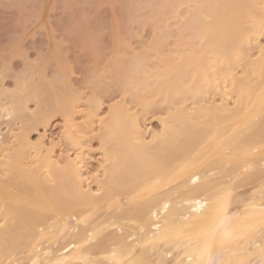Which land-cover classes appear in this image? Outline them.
<instances>
[{"label":"bare ground","instance_id":"1","mask_svg":"<svg viewBox=\"0 0 264 264\" xmlns=\"http://www.w3.org/2000/svg\"><path fill=\"white\" fill-rule=\"evenodd\" d=\"M160 1V5L221 7L197 10L189 22L168 10L165 14L168 20H175L178 35L160 25L162 15H158L161 23H151L160 27H150L155 38L148 47L131 51L129 58L125 53L122 56L121 50V55L115 53L111 59L115 62L110 61L108 68L114 64L113 81L118 82L115 86L121 89V99L118 88V101L110 99L102 120L98 113L106 92L100 90V97L93 90L95 96L81 111L88 109L87 116L83 113L81 117H88L89 125L99 117L100 132L94 133L95 126L92 131L86 129L83 120H74L82 95L71 89L59 62L54 79L44 75V65L37 61L36 70L29 78L20 75L13 90L0 88V98L7 101L0 105L4 117H26L32 101L37 108L30 113L31 120L39 121L37 125L47 123L44 120L51 118L53 109L63 112L67 123L59 137L74 150L70 154L64 147L68 152L66 149L67 153L57 157L62 150L55 152V147L62 143L53 140L56 145L48 142L46 147L44 138L33 143L28 136L36 124L33 121L23 130L10 131L13 142L6 140L11 142V146L6 143L8 148L5 140L0 141L1 150L11 148L0 160V264H84L85 259L91 264H112V250L117 247L125 259L137 264H188L182 246L166 236L170 229H196L201 220L199 210L214 191L230 186L233 206H238L240 213L254 197L259 204L258 190L264 184V106L260 103L264 62L259 59L258 33L262 0ZM205 16L211 19L205 20ZM172 24L166 22V27L171 30ZM170 34L177 36L173 48L165 45ZM166 48L168 52H164ZM43 84L53 89L56 101L52 99L51 110ZM157 106L162 115L160 119L157 116L160 127L156 130L147 123L149 118H157ZM90 131L94 138L99 136L103 157L94 171L89 170L86 159L91 148L85 142L93 139ZM77 153L83 168L82 175L74 177L64 165L70 164V156L75 160ZM115 156L119 163L113 166ZM247 181L250 186L243 184ZM244 187H249L245 194ZM260 243L257 239L256 244ZM256 251L253 246V253ZM230 256L217 250L214 258L219 261Z\"/></svg>","mask_w":264,"mask_h":264},{"label":"rangeland","instance_id":"2","mask_svg":"<svg viewBox=\"0 0 264 264\" xmlns=\"http://www.w3.org/2000/svg\"><path fill=\"white\" fill-rule=\"evenodd\" d=\"M151 1L152 0H0V88L13 90L15 88V85H16L15 83L17 81V78L20 75L25 77V78L26 77L29 78V75L32 74V72L34 70H36L35 65L37 63H35V62H37V61H41L42 64L44 65L43 66L44 67V71H43L44 75H47V78L49 77V79L50 78L52 79L56 75V73L58 74V70H59L58 66L59 65L57 64L58 63L57 46H58V44H62L63 47L66 49L64 55H65V57H67V60H68L66 68L64 67V69H65L64 72L67 75L66 77H68V79L70 81L68 84L70 85V87L72 85L71 89L76 91V93L74 91H72L73 93H75L76 95L79 93L82 95L81 97L83 98V101H81L82 98L79 101V102H82V104L79 103L78 104L79 107L77 106V109L79 108L78 111L80 110V112L74 114L73 118L75 121L76 120L77 121L83 120L81 124H83V122H84L86 124L84 126L86 129H87L86 126H88V127H90L88 129H90L92 131V127L95 126V129H93V130H95V132L94 131L93 132L94 133L100 132V130L98 131V129H100V128H98L99 127L98 126L99 117H97L98 119L96 118L98 124L96 123V119H95L94 124L89 125L90 122H88V120H86V118H88V117L84 118V116L86 115L85 113L87 112L88 109L86 110V112L85 111L83 112L85 114V115H83V117H81L83 114L81 111L88 108L86 106L87 101L89 102L92 99L91 97L93 96L94 92L95 91L99 92V94L97 93L96 95L100 96V92H101L100 90H102L106 93L102 92L103 95L101 93V95L103 96V99H102L103 104L101 105L102 107H101V110L99 111V116L102 115V117H104L108 113L107 112V110L109 109L108 104H111L110 99H112L114 97L113 98L114 101L113 100L111 101L112 103L118 101V99H115V96L117 97V95L119 93H121V89H120V87L115 86L118 84V82L116 84V82L113 81L114 78H116V77H114L115 74L112 71L114 64L111 65V68L110 67L108 68V64L110 63L113 56L112 57H106L103 60H101L100 58H98L95 55L94 51L86 50L83 47L84 42H85V40H91L93 37H95L97 44L102 48V51H104V52H110L112 50L113 46L116 45V47H118L117 46V44H118L120 46L119 47L120 49L118 48L117 51L121 50L122 56H123V53H125L126 55L124 54V57L127 56V58H129L128 56H130V53H132L133 51H135V53H136V51L141 52L143 50V48L148 47V45L151 44V42L155 38L154 35H152L153 32H151V31H153V29L150 28V27H153V24H152L153 21H156L157 23L159 22V24H160L161 23L160 20H161L162 23L160 25H162V26L165 25L164 26L165 29L167 28L173 35L176 34L175 32L179 31V30H176V28L179 29V27H176V24L174 25L173 22H175V20L171 21L170 20L171 17L168 20L166 14H165V12H168V10L171 11L173 9H165V8L161 9V7L159 9L158 7H150V6H158V4L160 2L162 3V1H160V0H153L152 2ZM15 3H21V4H24L26 6H31V7H26L23 10V13H21L20 11H18L16 9H13V8L4 7L5 4H15ZM65 5H71V7H65ZM170 5H172V4H170ZM37 6H39V7H37ZM158 10L159 11L162 10V13H161V11L159 13ZM153 13H155V14H153ZM163 14H165L166 18L164 17ZM171 14H170V16H171ZM158 15H160V16L162 15L161 16L162 19L160 18V20H158L159 19ZM166 19L169 22L165 21ZM172 19H174V18H172ZM77 20L81 21L82 25H76L75 22ZM147 22H148V24H147ZM166 22L168 25L173 23L172 24L173 26L171 25V30H170V27L169 28L166 27V26H168V25H166ZM156 24L154 25L153 28H155L157 26ZM70 25H75L74 31L68 30ZM158 27H160V26H157V28ZM154 31H155V29H154ZM169 31H168L167 35H169ZM155 33H156V31H155ZM173 35H171V37H169V44H168V41H167V44H165L171 48L174 47L173 43H174L175 37L177 38V36H173ZM176 35H178V33ZM147 43H148V45H147ZM18 44L22 45L23 52L28 57L27 67H25L26 61L24 59L20 58L19 55H14L17 51V45ZM167 48L164 52H168V49L171 50V48H168V49ZM119 55H121V53ZM38 57H39V59H38ZM117 58H115V59H117ZM6 59H7V63L10 66V72H11L10 78L4 77V69H5ZM111 62L113 63L115 61H111ZM34 67H35V69H33ZM22 69L24 70L23 72H22ZM42 70H43V68H42ZM29 71L30 72L32 71V72L30 73ZM101 71L102 72L105 71L104 72L105 74H103L104 76H101L102 75ZM116 81H117V79H116ZM114 82H115V84H114ZM43 86L45 87L44 84H43ZM43 86H42V88H43ZM118 88L120 89L119 93L116 92L117 90H119ZM45 89L47 91L46 94L48 95V99H49V100H47L45 98L47 100V104L49 102V105L47 107H51L50 105H53V101L55 100L54 97H53L54 99L52 98V94H51V90H53V89L50 90V84L47 85L45 87ZM42 90H44V89H42ZM93 90H95V91H93ZM92 91H93V93H92ZM44 93L45 92H43V94ZM121 95H122V93L120 95H118V98L121 97ZM54 96H55V94H54ZM94 96H95V94H94ZM102 96H100V97H102ZM1 97L2 98H0V105L3 104V102L5 103V101H6V99L3 96H1ZM7 98H9V97H7ZM43 98H44V96H43ZM89 98H91V99L89 100ZM52 99H53V101H52ZM119 99H121V98H119ZM54 104H56V102H54ZM43 105H45V104L43 103ZM35 106L37 108V105H35V102H33V101L30 102L29 106H28L29 111H27L28 113H25L26 117H21V119H17V116L16 117L15 116H5L4 117V116H2L3 114L0 112V141L5 140L4 141L5 146H7L6 143H8V142H6V140L7 139L9 140L12 137L11 136L12 130H15L16 132L23 130L22 128H25L28 125H31L32 121L35 122L34 118H33L34 115L32 117L33 119L31 120L32 115L30 114L33 111H35ZM45 106H42V107L44 108ZM54 106H56V105H54ZM47 107H45V108L47 109ZM53 108L51 107L48 109L51 110ZM157 108H160V107H158V106L155 107L157 113L155 112L154 108H152V109L155 112L154 116L155 117L158 116L160 119V116L162 115L160 113L161 108H160V110H157ZM55 109H56V107H55ZM152 109H151V112H152ZM53 110H52L53 114H52V116H50L51 118L49 119V117L47 116L46 118H48V120H46V119L44 120V122L47 121V123L45 122V124H39V125H37V123L39 121H36L35 122L36 124L33 123L34 126L35 125H37V126H35V128L33 126V129L30 127L31 131L28 130L30 132V135L28 134V136L33 143L37 142L38 140L41 141V139L44 138L46 141V144H45L46 147L50 146V144L54 145L55 142L53 143V140L56 141V144L62 143L61 144L62 148L59 145H57V147H55V152H59V150H57L58 148H60V150H62V152L60 151V153L55 154V156H57L58 154L62 156L63 154H61V153H64L67 148L71 151V152L69 151V153L73 154L74 150L70 149V147H68L69 144L67 143V141H65L63 138H61L62 137L61 132L65 128L63 126L66 125V123H67L66 116L65 117L63 116V112H56L55 110L54 111ZM54 112H56L55 113L56 115H54ZM151 112H149L148 117H151L153 115ZM158 113H160V114H158ZM49 114H51V112ZM80 117H81V119H80ZM146 117H147V115H146ZM158 117L154 118V119H152L153 117L151 119L149 118V122L146 121V122H148L147 125L149 124L151 126V128L154 127L156 130L159 129L158 127H160V125H159L160 123L158 124V121H159ZM146 120H148V118H146ZM65 121H66V123H65ZM41 123H43V122H41ZM77 124H79V122ZM145 125H146V123H145ZM27 129H29V127ZM91 131H90L89 137L93 138V139H91L92 141L89 139L90 141L85 142V145L87 144V146L88 145L90 146V147L89 146L88 147H89V149L91 148L90 149L91 151H88L89 149L87 148V146H85V147H86V150L88 151L86 153V159L88 158V160L90 162V165H88L89 166L88 168H89V170L94 171L96 169V168H94V166L97 167V165L99 164L98 162L103 157L101 158L102 155H100V153H99V152H101L100 151L101 143H100V145L98 143L99 142L98 141L99 136H98V139H97V137L94 138L95 135L93 136L94 133H92ZM87 133H89V131ZM59 134L61 137H59ZM86 135H83L84 140H88V139H86L87 138ZM97 135H98V133H97ZM43 136H45V137H43ZM13 137H14V135H13ZM57 137L61 138V139H58V141H60V142H57V140H56ZM44 139H42V140H44ZM9 141H11V139ZM11 142H13V141H11ZM11 142L8 143V144H10V146H11ZM65 142L68 144V146ZM47 144H49V145H47ZM64 144L66 146H64ZM64 147H67V148H65V150H64L63 149ZM7 148H8V146H7ZM7 148L3 147V150H1L2 148L0 149V160L1 159L3 160V158H5L7 156L6 154L9 152L8 150L11 149L10 147H9L10 149H7ZM68 149H67V152H68ZM67 152H65V153H67ZM61 156H57V157H61ZM6 159H4V160H6ZM60 160H61V158H60ZM88 160H87V162H88ZM91 167L93 169H90ZM248 182L249 181L244 182L243 184L246 183L245 185L249 184V186H250L251 184ZM7 185H8V183H7ZM11 185H12V183H11ZM12 186L15 187L14 185H12ZM241 186L243 187V185H241ZM8 187L12 188L10 185ZM93 187H94V184H93ZM6 188L7 187H4V189H6ZM10 188H8V189H10ZM241 188H239V189H241ZM245 188L246 187H244V189L243 190L241 189V190L242 191L249 190V187L247 189H245ZM251 188H253V187L251 186ZM239 189L237 190L238 192H239ZM14 190H15V188H14ZM237 191H236V193H238ZM9 192H12V191H9ZM251 192H253V191H251ZM242 193L245 194L246 191H244ZM242 193L240 192V195ZM247 193H248V191H247ZM11 195H13V194L11 193ZM246 195L248 196L249 194H246ZM242 196H245V195L242 194ZM122 198L123 197H121V199ZM123 200L125 201V199H123ZM105 207H102V210H103V208L105 209ZM102 214L106 215L107 213L105 214L103 211Z\"/></svg>","mask_w":264,"mask_h":264},{"label":"snow or ice","instance_id":"3","mask_svg":"<svg viewBox=\"0 0 264 264\" xmlns=\"http://www.w3.org/2000/svg\"><path fill=\"white\" fill-rule=\"evenodd\" d=\"M4 7L13 8L23 13L26 7L31 6L15 3L5 4ZM65 7H71V5H65ZM150 7L173 9L177 19L182 18L185 22H189L197 15V10L219 8L221 5L176 4ZM223 7L229 6L224 5ZM260 9L258 22V33L261 37L259 59L264 62V0H262ZM204 19L210 20L211 17L205 16ZM75 24L82 25V22L77 20ZM68 30L74 31L75 25H70ZM83 47L86 50L94 51L95 55L101 60L115 56L117 52L116 45L113 46L110 52L102 51L95 37L91 40H85ZM57 49L59 65L66 68L68 63L67 57L64 55L66 49L62 44H58ZM14 55H19L20 58L24 59L26 61L25 67H27L28 57L24 54L22 45H17V51ZM261 70L264 74V63H262ZM10 75V66L6 59L4 77L10 78ZM260 103L264 106V93L261 94ZM101 119L104 118L101 117ZM69 160L70 164L64 165L65 169L70 171L74 177L81 176L80 169L83 168V164L79 153H77L75 160H72L71 156ZM61 163L63 164V162ZM118 163V156L111 159L113 166L118 165ZM80 187H83V185L81 184ZM258 194L259 204L256 203L254 197L252 201L245 205L244 213H240L238 206H233L234 196L231 187L223 186L214 191L211 198L207 199L205 205L199 210L201 220L196 229L187 232L182 228L170 229L166 239L170 241L174 239L178 246H182L188 264H264V184H261ZM250 212H256L258 216H251L249 215ZM257 239L261 241L260 244H256ZM253 246L257 249L255 253H253ZM217 250L220 254L227 256L230 253L231 256L218 261L214 258ZM237 256L242 258L237 259ZM17 264H20V262H17ZM57 264H65V262L57 261ZM84 264H91V261L85 259ZM112 264H137V262L125 259L123 250L117 247L112 250ZM178 264H183V261H178Z\"/></svg>","mask_w":264,"mask_h":264}]
</instances>
